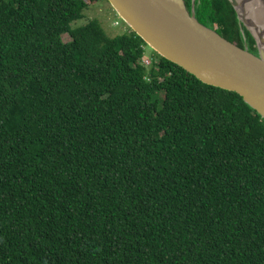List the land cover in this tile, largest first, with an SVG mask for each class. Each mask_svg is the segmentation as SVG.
<instances>
[{
  "label": "trees",
  "instance_id": "obj_1",
  "mask_svg": "<svg viewBox=\"0 0 264 264\" xmlns=\"http://www.w3.org/2000/svg\"><path fill=\"white\" fill-rule=\"evenodd\" d=\"M87 7L0 0V264H264V119Z\"/></svg>",
  "mask_w": 264,
  "mask_h": 264
},
{
  "label": "water",
  "instance_id": "obj_2",
  "mask_svg": "<svg viewBox=\"0 0 264 264\" xmlns=\"http://www.w3.org/2000/svg\"><path fill=\"white\" fill-rule=\"evenodd\" d=\"M118 16L153 51L205 84L240 95L264 119V20L256 24L249 9L264 0H228L255 40L257 51L240 47L196 17L185 0H107Z\"/></svg>",
  "mask_w": 264,
  "mask_h": 264
},
{
  "label": "rangeland",
  "instance_id": "obj_3",
  "mask_svg": "<svg viewBox=\"0 0 264 264\" xmlns=\"http://www.w3.org/2000/svg\"><path fill=\"white\" fill-rule=\"evenodd\" d=\"M86 2L88 7L84 10L82 18L72 23L73 28L83 26L90 20H98L109 37H116L127 32V24L118 16L107 0H86ZM115 23L118 25L116 26ZM63 38L66 42L70 41L67 34ZM151 58L152 49L148 46L146 48V65Z\"/></svg>",
  "mask_w": 264,
  "mask_h": 264
},
{
  "label": "bare ground",
  "instance_id": "obj_4",
  "mask_svg": "<svg viewBox=\"0 0 264 264\" xmlns=\"http://www.w3.org/2000/svg\"><path fill=\"white\" fill-rule=\"evenodd\" d=\"M249 17L253 19L256 24H262L264 20V12L260 7H256L255 9H249L248 12Z\"/></svg>",
  "mask_w": 264,
  "mask_h": 264
},
{
  "label": "built area",
  "instance_id": "obj_5",
  "mask_svg": "<svg viewBox=\"0 0 264 264\" xmlns=\"http://www.w3.org/2000/svg\"><path fill=\"white\" fill-rule=\"evenodd\" d=\"M115 25L117 26L118 25V23H115ZM145 62V61H144ZM147 65L149 66L150 64H151V62H150V60L149 61H147Z\"/></svg>",
  "mask_w": 264,
  "mask_h": 264
}]
</instances>
